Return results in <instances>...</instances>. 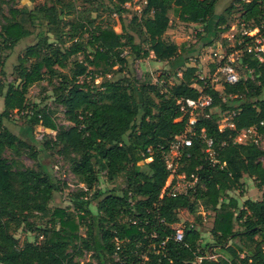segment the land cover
I'll return each instance as SVG.
<instances>
[{
	"label": "trees",
	"instance_id": "1",
	"mask_svg": "<svg viewBox=\"0 0 264 264\" xmlns=\"http://www.w3.org/2000/svg\"><path fill=\"white\" fill-rule=\"evenodd\" d=\"M129 1L116 0L113 11L121 16ZM219 1L144 0L134 29L141 38L139 42L131 33L95 25L85 29L86 41H72L65 48L37 31V20L43 18L57 34L63 23L59 15L63 18L69 10L57 9L54 4L33 9L9 7L0 25L3 48L12 50L32 34L37 40L17 58L18 84H9L4 92L0 88V264H78L76 258L81 251L96 260L92 264H106L108 260L111 264H264V165L260 161L264 148L253 142H234L239 131L252 125L264 135V59L244 51L241 65L250 75L239 77L235 83L220 80V91L207 77L198 76L195 66L181 67L180 75L174 71L172 75L179 76L178 81L170 85L167 81L171 74L167 72L155 83L138 84L127 78L90 83L115 66L118 70L128 68L125 46L130 48L133 60L146 58L150 52L160 61L176 57L185 49L164 38L170 25L169 12L185 23L206 24L216 15ZM236 2L241 3L240 22L263 30L264 0ZM235 4L231 2L217 15L216 26H228L227 16ZM136 20L133 17L131 22ZM77 54L82 58H73ZM53 78L58 79L53 89L56 101L72 123L68 127H56L45 108L26 105L28 89ZM199 88L212 96V104L206 108L209 117L200 116L196 130L203 128L213 139L216 161L206 156L202 143L194 138L185 148L179 167L186 177H197L194 188L175 197L165 193L159 199L168 177L162 151L184 129V119L174 121L180 115L176 101L196 98ZM214 107L233 112V127L218 128L211 111ZM14 110L26 111L31 128L40 125L55 132L43 146H56L86 188L79 187L70 206H58L49 213L53 194L61 190L60 181L40 165L16 166L3 156L6 148L13 152L26 149L34 159L38 155L35 147L7 128L4 121ZM142 165L146 170H141ZM96 166L109 180L127 170L126 186L119 191L104 193L97 189L91 193L97 182ZM244 176L253 178L261 195L257 200L246 198L239 205L238 198L229 194L239 190L243 196ZM92 199H98L95 211L89 207ZM197 203L212 212L209 219L214 243L205 247L211 248L214 257L199 245L201 216L197 215L198 223L186 225L178 216L182 208L194 213ZM34 214H48L47 226L34 227L29 220ZM236 223L241 231L236 230ZM176 228L183 229L181 240L174 237ZM19 229L39 232L33 241L24 239L20 243L15 236Z\"/></svg>",
	"mask_w": 264,
	"mask_h": 264
},
{
	"label": "rangeland",
	"instance_id": "2",
	"mask_svg": "<svg viewBox=\"0 0 264 264\" xmlns=\"http://www.w3.org/2000/svg\"><path fill=\"white\" fill-rule=\"evenodd\" d=\"M233 1L237 5L235 4L234 8L231 10V13H229L227 16L228 28L231 24L239 25L241 23V19L239 17V8L241 3L236 2V0H220L216 5V10H218V12H222L223 9L227 5L229 6ZM115 2L116 0H0V25L5 21L4 16L9 14L8 9L11 6L33 9L35 6L41 4H54L56 5L57 9H61L62 11L69 10V14H65L63 18H61L59 15V18L61 21H63V23L62 25L59 24L58 33L56 34V32L46 24L43 18H38L37 20V31H42L45 33V35L48 37V41L54 42L62 48L70 45L72 41H86L87 33L85 32V29H93V26L95 25H110L117 32H121L123 30L124 33H131L135 42H139L141 38L137 35L134 29L136 28L140 11L144 5V0H130L129 2L125 3L124 5H126L127 8L125 12L121 14V16L113 11ZM133 17L137 19L134 22L135 24L131 22ZM169 17L170 25L164 34V38L175 42L177 45H185L186 47L192 49L190 62H192L193 59L198 60L200 64L198 68L199 72L197 73L198 76L207 77V81H209V83L214 87H218L220 85V80L214 76L216 67L214 60L220 57L218 56L219 54L222 56L230 55L233 57L234 60L232 64L234 65L239 77H246L250 75L251 72H248L241 65V57L245 51L243 44L235 45L232 40H229L224 36L223 30H220V32L217 31L210 43L204 42L201 38L204 36V34H202L203 36L201 35V37L198 34V32H203V26L201 24L182 22L178 20L171 11L169 12ZM237 29H239L238 26ZM233 31L235 30H231V32ZM259 31V33H262L264 32V29ZM235 38L237 40L241 39L240 36H235ZM36 40L37 35L32 34L27 36L21 39L12 50H7L0 44L1 92H4L9 84H18L19 79L16 73V66L18 65L17 58L24 53L25 48L28 45L36 42ZM208 44L212 45L211 51L207 47ZM88 51H90V48ZM213 51L218 52V55H213ZM209 54L211 56L210 60L208 58ZM123 55L128 60V68L123 67L121 70H118V66H115L109 74L105 75L104 77H98L90 83L97 84L104 79L124 78L135 81L134 83L138 84L150 82L155 83L157 82L160 75L164 76L163 72L166 70L172 71V68L170 69L168 65L170 63L167 64L166 62L158 61L154 57L145 58L144 60H133V55L130 51V48L127 46L123 48ZM73 58L81 59L82 55L77 54ZM126 74L129 76H126ZM178 77L179 76L170 78L169 81H167L168 85L171 83H176L178 81ZM87 80H89V78H87ZM57 83L58 79L53 78L44 79L33 84L28 89L26 94V105L27 107L36 105L38 108H45L47 111H49L50 120L56 127H68L72 125V123L67 120L66 116L64 115V108L56 101V95L54 94L53 89ZM221 88L222 87L219 86L218 91H220ZM134 94L136 99L140 101L141 98L137 90H135ZM261 97H264V92L262 93ZM2 109L3 97L0 94V111ZM211 111L216 117V120H218L217 122L222 123L223 125H226V123L231 120L233 115L232 111H221L218 107L212 108ZM4 122L10 131L35 147V149L38 150V155L34 159L27 154L26 149H19L17 152H13L6 148L3 150V156L10 162H13L16 166L35 168L37 165H40L41 168L48 171L55 180L60 181L59 183L61 190L58 192L56 191L53 194L52 199L49 202V213L55 207L70 206L72 203L71 199L79 191V187L81 186L77 177L70 171L68 161L62 156V154L59 153L58 148L56 146H43L44 142L48 139H51L55 132L40 125H36L31 128L26 111L17 112L14 110L12 111L9 119L5 120ZM259 147L264 148V135H262L259 139ZM260 161L264 165V156L260 158ZM140 168L141 170H146L143 165L140 166ZM96 169H99L98 166H96ZM126 175L127 170H123V172H121L114 179L109 180L105 171L99 169L97 174V182L90 192L92 193L97 189L103 191L104 193L107 190L119 191L126 186ZM242 181V189L244 193L243 196L239 195V190H231L229 195L236 196L238 198L239 205H241L243 200L246 198L251 200L259 199L261 191L254 186L253 178L244 176ZM97 202L98 199L91 200L89 207L93 211L96 209ZM197 215L201 216V222L199 223V229L201 232L199 245L202 251L206 252L208 256L214 257L215 255H210L211 248L208 247L206 249L205 247L210 243H214L210 233L211 219H209L212 216V212L209 210H204L202 205L199 203H197L196 211L194 213L189 212L185 208L178 210V216L180 218V222L183 225L194 222L198 223L196 220ZM48 219V214L44 216L34 214V216H31L29 220L32 222L34 227L43 228L47 226ZM235 228L237 231L242 230L237 223L235 224ZM38 232V230L27 231L25 229H19L15 232V236L18 238L20 243L24 239L33 241L35 235L38 234ZM80 232L83 233L82 227L80 228ZM232 239L238 241V239ZM76 259L78 264H89L93 261L96 263V260L93 259L86 251H81V255H79ZM106 264H111V261L108 260Z\"/></svg>",
	"mask_w": 264,
	"mask_h": 264
},
{
	"label": "built area",
	"instance_id": "3",
	"mask_svg": "<svg viewBox=\"0 0 264 264\" xmlns=\"http://www.w3.org/2000/svg\"><path fill=\"white\" fill-rule=\"evenodd\" d=\"M243 1L247 2L249 0ZM237 26L239 29H237ZM221 28L224 36L229 40H232L235 45L243 44L245 51L252 52L261 61L264 59V32L259 33L260 29L258 27H251L250 23L242 21L239 25L231 24L229 28L224 25L221 26ZM231 30L235 31L231 32ZM235 36H240L241 39L237 40ZM213 55H218V52L213 51ZM218 56L220 57L214 60L216 63L214 76H216L218 80H223L224 82H237L239 80V76L232 64L234 60L233 57L230 55L222 56L220 54ZM219 86L221 87V83ZM212 87L219 90L218 87ZM199 92V95L194 99L180 98L176 101V104L179 107L180 115L176 117L174 121L184 119V129L179 134L175 135L169 142L168 147L162 151L165 167L168 171V177L159 194V199H161L165 193L175 197L179 194L186 193L189 189L194 188L197 182V177L194 174L186 177L184 172L179 171L181 157L185 148L192 145L194 138L202 143L203 151L206 156L211 161H216V150L214 148L213 139L206 134L203 128L199 131L196 130V125L199 122L200 116L209 117L210 113L209 111H206V108H209L212 104V96L209 93L203 92L202 88H199ZM260 124H262V122H260ZM225 127H233L232 121H228L226 125L218 123V128L220 130ZM262 135L263 134L258 132L256 125H252L239 131L234 138V142H253L255 145L259 146V139ZM80 186L86 190L83 184H80ZM130 205H132V201H130ZM133 223L135 222L133 221ZM174 237L176 240H181L183 238V229L176 228ZM142 258H145V256L143 255ZM115 259L117 260V257H115Z\"/></svg>",
	"mask_w": 264,
	"mask_h": 264
},
{
	"label": "crops",
	"instance_id": "4",
	"mask_svg": "<svg viewBox=\"0 0 264 264\" xmlns=\"http://www.w3.org/2000/svg\"><path fill=\"white\" fill-rule=\"evenodd\" d=\"M215 13H216V15L214 17H212V19L208 20L206 24L191 23V24H201L203 26L202 27V31L203 32L202 33L198 32V34L200 35V37H201L202 34H204V36L202 35L203 37H201V38L203 39L204 42H207V43H210L212 41L213 37L215 36L216 32L218 31L217 28L219 27V29H220L221 26H224L225 25V23H224L223 25L216 26V24H215L216 23V17L221 12H218V10H215ZM204 27H206V29H204ZM205 36H208L209 38L208 37H205ZM211 46H212L211 44H208V46H207L208 49H210V51L212 50V47ZM184 49L185 50H183V51H179L178 55L176 57L172 58L171 60L161 61V62H166L167 64L170 63L168 65H169V68L170 69L172 68V71L171 70H166L165 71V72L171 74V75L169 74L170 75L169 76L170 78H175V76L172 75V73L174 71H178V74L180 75V70L179 69L181 67H184V66H195V67H197V73L199 72L198 71V68H199L200 64H199L198 60L193 59V61L190 62V60H191L190 57H191V51H192V49L189 48V47H186L185 45H184ZM150 57H154L152 52H150L149 56L146 57V58H150ZM208 58L210 60V58H211L210 54H209ZM144 59L145 58L137 59V60H144ZM201 60H202V58H201ZM158 61H160V60H158ZM200 77H202V76H200Z\"/></svg>",
	"mask_w": 264,
	"mask_h": 264
}]
</instances>
